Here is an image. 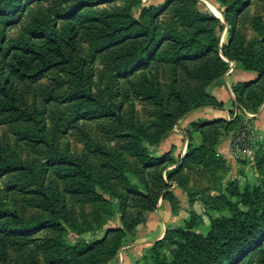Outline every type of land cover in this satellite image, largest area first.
<instances>
[{
  "label": "trees",
  "instance_id": "trees-1",
  "mask_svg": "<svg viewBox=\"0 0 264 264\" xmlns=\"http://www.w3.org/2000/svg\"><path fill=\"white\" fill-rule=\"evenodd\" d=\"M3 1L0 18L8 20V27L21 23L23 18L18 11L21 0ZM41 1L50 2L53 18L38 17L31 9L23 38L8 45L5 34L0 36V117H10L11 122L30 120L39 125L27 110L24 87L37 84L52 70H73L78 81L72 92L78 95L71 101L91 102L96 105L94 118L115 120L144 167L139 174L111 154L105 145L92 143L88 135L85 137L93 145L101 165L62 154L48 141L45 130L42 135V127L38 126L37 142L45 144L49 150L50 165L59 172L64 191L60 193L58 188L53 191L38 180L26 191L46 214L37 223L24 220L15 209L0 213V264H14V253H18L15 264H40L34 254L23 250L28 244L39 241L36 236L41 232L46 236V243L54 245L63 255L50 264H106L117 256L123 240L135 234L138 218H127L124 206L140 208L138 216L154 212L160 197L174 206L173 200L177 199L169 192L168 182L186 165L203 162L218 167L225 165L217 156L222 138L250 121L247 114L258 113L264 104V20L257 17L252 25L259 39L247 41L238 26L251 0H220L225 7L220 12L229 28L228 42L220 45L217 32L223 24L213 14L200 10L201 0H167L156 7H147L142 0ZM118 1H122L124 7H101ZM164 16L170 17L174 24L162 23ZM86 44L94 49L95 60L106 68L121 75L136 69L145 72L146 77L136 93L158 109L159 124L153 135L132 121L126 125L119 106L107 105L86 88L83 47ZM232 62L245 71L257 73L258 78L232 85L235 102L231 120L193 123L191 126L201 134L202 143L199 147L190 144L187 154L180 159L181 164L170 152L159 158L149 156L144 145L158 146L169 137L177 122L191 112L224 108L207 88L220 84ZM162 66H168L170 71L167 93L159 82ZM237 105L238 111L235 110ZM261 148L260 153L264 151V144ZM175 164L176 172L164 179L162 173L166 166ZM256 171L261 177L257 186L246 183L240 189L237 181L230 182L222 196L224 206L211 205L212 209L227 210L229 216L215 218L206 213L210 229L202 234L199 230L205 225L204 217L192 212L181 227L168 230L162 240L153 244L150 258L145 259L144 264H264V157L257 158ZM10 173L36 178L35 171L26 163L19 160L9 164L0 153V178ZM111 179H134L137 187L129 183L127 194L122 197L111 186ZM65 194L78 201L102 202L105 195L109 196L113 213L121 212L123 226L110 230L101 240L85 239L90 229H76L74 213L63 197ZM71 240L75 241L73 245H69Z\"/></svg>",
  "mask_w": 264,
  "mask_h": 264
},
{
  "label": "rangeland",
  "instance_id": "rangeland-1",
  "mask_svg": "<svg viewBox=\"0 0 264 264\" xmlns=\"http://www.w3.org/2000/svg\"><path fill=\"white\" fill-rule=\"evenodd\" d=\"M208 1L218 11L225 9L220 0ZM28 3L30 5L27 8L25 5ZM142 3L147 7L162 5H155L151 0H142ZM4 4V1L0 0V10ZM124 5L122 1H118L109 6L101 5V7L117 9L124 7ZM199 7L202 12L213 14L220 19V16L206 1L201 0ZM31 9L36 11L38 17L53 18L55 16L49 1L43 2L38 0L32 3L30 0H21L18 9L19 14L23 18L21 23L8 27V20L0 18V36L5 34L8 45L12 44L16 39L23 38L25 35ZM257 17H261L264 20V0H251V6L240 17L239 32L247 41L259 39L258 32L252 27ZM220 20L223 27L218 30L217 37L220 40V45H222L229 40V28L226 26V20ZM161 21L164 24H172L173 22L170 17L166 16L162 17ZM83 47L86 58L84 69L86 88L90 89L99 99L105 101L107 105L119 106L121 108V116L126 125H129L132 121L137 127H142L146 133L153 135L157 128L156 126L159 124L158 109L152 102L140 99L136 93V90L143 82V78L146 77L145 72L141 69H136L128 75H121L112 68L102 66L99 60H95L94 49L89 45L86 44ZM1 62L2 58H0ZM152 73H154V70H152ZM159 78V82L163 85V90L167 93L170 86V71L168 66H162L159 69ZM77 81L73 70L61 68L50 71L37 84L31 85L28 88L24 87L28 99L27 110L29 114L39 121V125L30 120L11 122L13 120L10 117H0V153L7 158L9 164L21 160L30 166L36 174L35 179L32 178L34 175L20 176L18 173L5 174L0 178V213L15 209L24 220L37 223L46 214L42 207L31 200V196L26 191L28 192L33 187L36 180L44 181L46 186L53 191L56 188L60 190V193L64 191V182L60 180L59 172L50 165L51 154L48 152L49 150H47L45 144L37 142L39 136L35 133H37L38 126L42 127V135H44L45 130V136L48 141L62 154L81 159L84 158L88 161L96 162L97 165H101V162L93 152V145L85 137V135H88L92 143L105 145L111 154L121 158L132 169L142 174L144 167L142 159L137 156L136 151L131 150L133 145L128 144V141L124 138L126 133L117 127L116 121L94 118L96 105L91 102H84L81 99L71 101L74 96L78 95L72 92L74 84ZM212 87L214 86H209L207 91L213 96L210 90ZM204 109L207 108L191 112L174 126L169 137L180 138L181 141H178L177 146L180 149L179 154H176V149L174 148H163L168 137L158 146L145 144L144 147L148 149L149 156L159 158L165 153L170 152L173 157L180 160L187 154L190 144L193 147H199L202 143L201 134L195 131L191 125L200 121L214 120L194 118L195 120H191L188 124L186 122L182 123V121L186 120L189 116L191 117L188 119H192V115L195 112ZM77 122L78 124H75ZM244 123L250 124L249 121H245ZM237 130L229 133L231 134V139ZM256 134L259 138L253 143L251 155H244L237 160L231 158L235 162V165L229 161V147L228 158L220 156L217 149V156L225 161L223 167L212 166L206 162L199 164L191 163L186 165L178 174H175V178L168 183L171 185L169 192L174 197L176 196L177 201L173 200L174 206H172L169 201L163 200L160 197L155 211L161 209L163 202H167L174 216L179 218L181 217L180 215L183 214V216L178 220L177 224L166 228L160 240L165 237L168 230L181 227L184 221L189 219L192 212L204 217L205 225L199 232L207 234L210 229V223L206 213L215 218H219L221 215L229 216L227 210L222 209L219 211L218 208L212 209L211 205L218 203L220 206H224L222 196L230 182L237 181L240 189H243L246 183H250L252 186L259 184L261 177L256 171V163L259 156L264 157V151L259 152L260 149L262 150L261 145L264 144V139L260 137L258 131H256ZM179 163L181 164V160ZM236 163L238 164L236 165ZM176 166V164L166 166L162 173L164 179L167 180L168 175L176 172ZM110 182L111 186L122 197L126 196L129 183L130 186L137 187L134 179H111ZM178 185H181L183 189ZM63 197L66 198L69 206L72 207L74 213L73 222L76 229H90L85 235V239L89 241L95 242L101 240L110 230L123 226L121 212L113 213V206H110V197L107 195L104 196V201L102 202L78 201L66 194ZM139 209L135 206H124V210L128 213L127 218H138L135 234L129 235L123 240L117 256L106 264H123L125 258L126 261L129 258L127 264H144L145 259L149 260V250L155 242L160 240L152 242L139 253L133 252V247L137 243V239H139V234L148 229L151 216L154 213L147 211L138 216ZM36 237L40 240L28 244L23 250L24 253L34 254L40 264H50L58 256H63L58 253V249L54 245L46 243L44 232L39 233ZM74 242V240H71L69 245H73ZM17 257L18 253L12 255L14 264Z\"/></svg>",
  "mask_w": 264,
  "mask_h": 264
},
{
  "label": "crops",
  "instance_id": "crops-1",
  "mask_svg": "<svg viewBox=\"0 0 264 264\" xmlns=\"http://www.w3.org/2000/svg\"><path fill=\"white\" fill-rule=\"evenodd\" d=\"M167 0H151L155 5H160L166 2ZM258 78V74L255 72L245 71L240 68L238 64L230 63L228 72L223 76L222 81L217 86L212 87L211 93L216 98L218 102L224 104V108L222 110H217L213 108H207L198 112H195L192 116V119L186 118L183 122L186 124L190 123L191 120H195L194 118H205L207 120H231V111L234 109L233 103L235 99L232 97V85L237 83L244 82H252L256 81ZM237 110V106L236 109ZM248 118L250 119L249 123L255 128L256 131L260 134V137L264 139V104L260 107L257 114L248 113ZM175 135V134H174ZM197 139V138H196ZM230 139L231 134L226 135L222 138L221 143L218 146V154L222 157H227L229 153L230 147ZM178 141H181L180 138L170 136L166 141L163 148H174L176 149V154H179L180 149L178 146ZM228 158V157H227ZM234 165L235 162L229 158ZM238 163H236L237 165ZM160 211V212H158ZM158 211H154L151 216V221L149 223L148 229L143 233L139 234V239H137V243L134 244L133 252L139 253L146 246L150 245L152 242L160 240L165 233V230L170 225H174L178 223V220L182 218L176 217L172 214L171 207L167 202H163L161 204V209ZM156 212V213H155ZM186 218V217H184ZM129 261V258H128ZM126 258L123 264H127Z\"/></svg>",
  "mask_w": 264,
  "mask_h": 264
},
{
  "label": "built area",
  "instance_id": "built-area-1",
  "mask_svg": "<svg viewBox=\"0 0 264 264\" xmlns=\"http://www.w3.org/2000/svg\"><path fill=\"white\" fill-rule=\"evenodd\" d=\"M258 138L255 128L251 124L243 123L242 127L232 136L230 157L237 160L244 155H251L253 143Z\"/></svg>",
  "mask_w": 264,
  "mask_h": 264
},
{
  "label": "water",
  "instance_id": "water-1",
  "mask_svg": "<svg viewBox=\"0 0 264 264\" xmlns=\"http://www.w3.org/2000/svg\"><path fill=\"white\" fill-rule=\"evenodd\" d=\"M203 1H206L209 5H212V3H210L208 0H203ZM218 13H219V15H220V19H222L223 21H224V16L222 15V13L220 12V11H218ZM232 64H235V62H232ZM232 95V97H233V99H235V97H234V94L232 93L231 94ZM239 109V107H238V105H237V110Z\"/></svg>",
  "mask_w": 264,
  "mask_h": 264
},
{
  "label": "bare ground",
  "instance_id": "bare-ground-1",
  "mask_svg": "<svg viewBox=\"0 0 264 264\" xmlns=\"http://www.w3.org/2000/svg\"><path fill=\"white\" fill-rule=\"evenodd\" d=\"M210 6L215 10V12L218 14V16H220L218 13V9H216V7H214V5H210Z\"/></svg>",
  "mask_w": 264,
  "mask_h": 264
}]
</instances>
